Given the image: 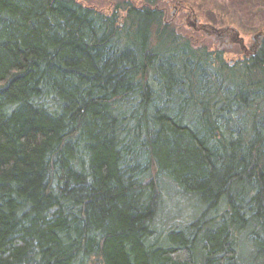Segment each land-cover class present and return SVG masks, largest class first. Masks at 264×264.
I'll list each match as a JSON object with an SVG mask.
<instances>
[{
  "label": "trees",
  "instance_id": "1",
  "mask_svg": "<svg viewBox=\"0 0 264 264\" xmlns=\"http://www.w3.org/2000/svg\"><path fill=\"white\" fill-rule=\"evenodd\" d=\"M165 5L0 0V264H264V38L230 62Z\"/></svg>",
  "mask_w": 264,
  "mask_h": 264
},
{
  "label": "rangeland",
  "instance_id": "2",
  "mask_svg": "<svg viewBox=\"0 0 264 264\" xmlns=\"http://www.w3.org/2000/svg\"><path fill=\"white\" fill-rule=\"evenodd\" d=\"M119 1L121 0H82L85 5L94 6L106 12H111ZM262 1L264 2V0ZM240 2H242L244 9L240 7L238 14H240L243 24L249 26L248 28L244 27V29L208 24L204 21L205 18L203 19L202 15L192 14L188 9L171 4L170 0H164L169 20L180 28L181 33L193 40L197 46H210L212 50L220 48L226 52V59L230 62H235L252 52L253 49L251 47L254 46L256 33L250 29L253 24H257L264 18V4L260 6L258 0H254L251 3L248 0H240ZM212 14L216 19L215 14ZM212 14L208 15V20H212ZM195 23H197V28L194 27ZM210 26H213L216 31ZM236 33L239 36H236ZM243 40L245 47L240 45Z\"/></svg>",
  "mask_w": 264,
  "mask_h": 264
},
{
  "label": "flooded vegetation",
  "instance_id": "3",
  "mask_svg": "<svg viewBox=\"0 0 264 264\" xmlns=\"http://www.w3.org/2000/svg\"><path fill=\"white\" fill-rule=\"evenodd\" d=\"M194 27L195 28H197L198 26H197V23H195L194 24ZM205 30V29H204ZM208 33H209V31H207ZM229 32V31H228ZM222 37V36H221ZM264 38V35H262L261 37H256L254 40H255V42H254V46H252L251 48L254 50V48H258V45L260 44V42H261V40ZM243 43H244V40L242 41V43L240 44L241 45V47L242 46H244L243 45ZM245 47V46H244ZM243 47V48H244ZM255 51H256V49H255ZM248 55H250V54H248Z\"/></svg>",
  "mask_w": 264,
  "mask_h": 264
},
{
  "label": "water",
  "instance_id": "4",
  "mask_svg": "<svg viewBox=\"0 0 264 264\" xmlns=\"http://www.w3.org/2000/svg\"><path fill=\"white\" fill-rule=\"evenodd\" d=\"M213 29L216 31V29H215V28H213ZM217 31H218V30H217ZM262 35H263V34H262V33H260L258 36H259V37H261ZM236 36H239V34H237V33H236Z\"/></svg>",
  "mask_w": 264,
  "mask_h": 264
}]
</instances>
